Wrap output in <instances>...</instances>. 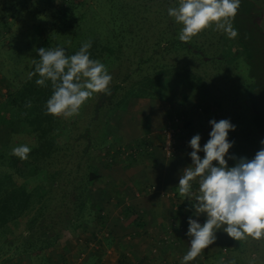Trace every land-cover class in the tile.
<instances>
[{"label": "rangeland", "instance_id": "1", "mask_svg": "<svg viewBox=\"0 0 264 264\" xmlns=\"http://www.w3.org/2000/svg\"><path fill=\"white\" fill-rule=\"evenodd\" d=\"M6 1L8 0H0V9L3 4L6 5ZM79 1H82L83 7L77 10L78 14L87 13L85 16L90 19L91 11L96 10L103 19L107 18L103 0H76ZM251 2L254 4L255 21L264 30V0ZM148 7L151 13H162L163 7H157V4ZM137 10L142 16L147 15L142 7ZM219 35L220 43L215 51L222 55V60L215 59L211 54L217 61L211 64L210 53L207 54L206 60L187 57V64L192 73L202 75L209 87L211 81L221 87L217 92L212 90L219 103L217 108L212 99L200 100L193 91L180 86H168L170 84L163 79L164 86H168L167 91L166 86L161 88L163 94L152 89L150 95L154 96L153 98H129L121 105L124 109H116L114 103L123 99L128 87L134 82L123 78L130 68L135 67L137 53L142 60L150 54H142V45L136 43L135 48L124 52L125 55L119 62L107 68L112 76L109 87L111 89L118 84L117 93L109 99L105 98L103 93L94 94L89 98L78 117H74L75 123L67 132V138L64 139V135V140L61 139L51 158L41 165L43 171L40 172L41 179L37 191L45 201L43 200V205L34 207V212H38H32L30 217L34 216L36 220L31 230L29 227L27 230L30 231L29 234L37 236H41L45 231V239H54L53 245L47 248L44 257H41L46 260L44 264H135L137 259L143 258V264H181L183 256L190 248V238L187 236L188 219L191 217L203 225L207 219L206 214L196 217L194 209L190 207V201L186 199L187 219L177 218L176 206L181 204L184 197L177 198L175 192L178 190H163L153 181L142 184L145 187L142 191L145 197H142V192L133 189L129 183L128 179L132 176L129 165L154 160L155 151L161 150V147L136 146L144 141L150 145L158 144L160 141L153 138L162 135L165 123L171 117L180 118L181 113L186 112V107L190 115L187 118L193 117L201 125V129L196 127L201 131V148L210 139V120L218 122L228 119L236 126L235 130L228 134V140L234 142L225 157L229 167L235 166L240 156L253 159L260 150V141L264 138L254 125L251 106L238 88L239 84L232 82H235V78L226 79L229 74L237 75L236 67H239L238 64L242 61V50L236 44L235 38H229L223 30L219 31ZM181 62L183 63L184 59H181ZM217 64H223L226 68L219 66L223 68L220 69L223 72L227 70L225 76L221 73L215 76L216 68H213ZM144 66L143 64V73ZM2 74L1 72L0 80ZM1 85L0 82V101H3L6 91ZM136 117L138 119L134 121ZM129 120L133 126L129 131H124V122ZM179 126V132L182 134L176 135L175 138V156L166 158L162 150L159 151L165 160L186 162L189 167L192 165V149L189 145L191 138L187 140V135H193L194 131L188 133L181 122ZM147 132L151 135H147ZM128 133L135 139L125 137ZM150 137L153 140H148ZM2 139L4 138H0V147L4 145ZM134 149H137L136 156L133 160H127L124 152ZM198 155L203 159L205 153L200 151ZM229 156H235L237 159H229ZM213 164L217 165L218 162L214 161ZM144 171L141 170L136 175L142 176ZM91 174H96L98 178L90 180ZM198 186V181L193 182L194 192ZM138 201H141V204H137ZM149 205L155 209L153 217L152 214H145V210H148L146 206ZM128 206L137 207L146 223L141 231L137 225L127 226L128 218L123 215V209ZM150 240L151 243H148ZM13 253L9 254L11 263L31 264L23 257L18 260ZM188 264H264V238L234 240L221 228L216 231L215 242Z\"/></svg>", "mask_w": 264, "mask_h": 264}, {"label": "trees", "instance_id": "2", "mask_svg": "<svg viewBox=\"0 0 264 264\" xmlns=\"http://www.w3.org/2000/svg\"><path fill=\"white\" fill-rule=\"evenodd\" d=\"M103 2L106 19L96 10L91 11L90 19L85 16L87 13L78 14L77 10L83 7V3L76 0H8L0 9V74L3 73L0 82L6 91L5 99L0 101V138H4V145L0 147V264L11 263L9 254L13 252L18 260L23 257L33 264L32 261L44 257V251L53 245V238H44L45 231L41 236L29 234L36 220L30 214L37 213L34 207L43 205L45 201L37 191L40 172L43 171L41 165L51 158L61 139L67 138V132L75 123L74 117H78L46 114V102L53 91L51 82H46L47 86H38L35 83L38 74L28 79V73L35 71L33 59L39 61L38 49L62 47L66 56H71L79 51L84 42L91 41L90 59L99 60L107 69L119 62L124 52L135 48L136 43L141 44L142 54L149 52L150 55L142 60L137 53L135 67L130 68L123 78L134 82L123 99L114 103V108L124 109L121 105L129 98H153L150 91L162 92L163 79L170 84L168 86L191 90L200 100L212 99L216 108L219 106L212 90L217 92L221 87L214 81L209 87L205 78L192 73L187 64L188 56L206 60L209 53L222 60V55L215 51L221 38L215 24L188 42H183L179 39L183 25L168 15V9L178 6L179 0ZM156 4L163 7L162 13L150 12L148 5ZM139 7L147 15L142 16L137 10ZM253 7L251 0H241L232 20L233 28L238 32L235 42L242 50V61L236 67L237 75L229 74L226 79L235 78L232 82L239 84L238 88L253 111L254 125L264 138V30L255 21ZM214 58L211 55V64L217 62ZM181 59H184L183 63ZM220 65L223 66L217 64L213 68H216L215 76L228 73L227 70H220L225 68ZM117 89L118 84L111 88V95H104L105 98L113 97ZM187 112L181 113L184 128L191 125ZM144 142L136 147H150ZM20 145L31 149L26 160L11 155L12 149ZM125 158L133 160L134 155L129 151ZM97 178L96 174L89 176L93 181ZM175 195L181 197L179 191ZM185 202L184 197L176 206L177 218L187 219ZM123 215L128 218L127 226H141L143 223L139 210L134 207H125ZM36 264L44 263L40 260Z\"/></svg>", "mask_w": 264, "mask_h": 264}, {"label": "clouds", "instance_id": "3", "mask_svg": "<svg viewBox=\"0 0 264 264\" xmlns=\"http://www.w3.org/2000/svg\"><path fill=\"white\" fill-rule=\"evenodd\" d=\"M240 3L241 0H179L178 6L168 9V15L183 25L179 35L183 42L213 24L229 38H235L238 32L232 20ZM91 46L92 42L86 41L71 56H66L62 47L37 50L39 61L33 59L35 71L28 73V79L38 74L35 81L38 86L51 82L53 91L46 102V114L70 118L78 115L94 94L111 95L112 76L103 63L90 59ZM209 123L210 139L203 148L199 134L191 138L192 165L183 170L178 184L179 194L190 201L194 215L207 216L203 225L189 217L190 248L181 264L195 260L212 245L216 231L221 228L234 240L264 238V140L260 141L262 147L253 159L239 158L235 166L229 167L225 157L234 142L228 140V134L236 126L228 119ZM30 151L27 145H20L12 149L11 155L26 160ZM200 151L205 153L203 159L198 155ZM229 159L237 158L229 156ZM214 161L218 164L214 165ZM197 181L199 186L194 192L193 182Z\"/></svg>", "mask_w": 264, "mask_h": 264}, {"label": "crops", "instance_id": "4", "mask_svg": "<svg viewBox=\"0 0 264 264\" xmlns=\"http://www.w3.org/2000/svg\"><path fill=\"white\" fill-rule=\"evenodd\" d=\"M185 110H187V107L185 108ZM167 111H169V110H167ZM162 112H165V111H162ZM189 116L190 115L188 113V117ZM137 119L138 118L136 117L134 119V121L135 120L137 121ZM187 120H189V122L191 124L190 125V128H186L187 132L189 133V132H193L194 131L193 135H187V138H188L187 140H189L190 138H192L196 134L201 135V131L198 130V129H196V127L199 128V129H201L200 123L198 124V121H196L195 118H193V117H190ZM131 126H133V124H132V122L130 120L124 122V125H123L124 131L125 130L126 131H129V128ZM147 133H148L147 135H151V134H149V132H147ZM181 134H182V132H179L177 135L179 136ZM184 135H185V133H184ZM125 137L131 138V139H135L134 136L131 137V134L130 133L125 134ZM143 138H144V136H143ZM156 138H158V139H156ZM150 139L151 140L155 139L156 141H160L156 145L155 144L154 145H150L149 144L150 147H161L160 144H162V140H163L162 135H159V136L157 135L153 139H152V137H150L148 140H150ZM143 140H145V138ZM159 150L160 149H158L157 151H155V155L156 156H154V160L153 161H151V162L135 163L134 166H132L133 164H130L129 165L130 166L129 170H132L130 175H132V176H130L128 180L130 181L129 183H130L131 187H133V189H139L138 192H142L145 189V187L142 186V184H148V183H150L152 181L154 183L156 182L157 185H160L163 188V190H166V191H173L174 192L176 190V188L178 187L179 179H180V177L182 175V172H183V170L185 168L188 167V165L186 164V162L185 163L174 162L173 159L165 160L163 154L160 152L161 150L160 151ZM155 157H156V159H155ZM141 170H145L144 171V174L142 176L136 175ZM123 177H125V176L123 175ZM122 181H123V179L121 180V182ZM143 193L144 192L141 193V196L142 197H145V194H143ZM137 204H141V201H138ZM143 207H145V206H143ZM146 208L148 209L147 211L145 210V212H146L145 214L147 216H150L152 213H154V210H155L154 207H152V206L149 205L148 207L146 206ZM137 210H138V208H137ZM144 217H145V215H144ZM152 217H153V214H152ZM141 224H142L141 226H138L137 225V227H140V231L145 226L146 223L143 221V223H141ZM145 235H147V234H145ZM143 241L140 240V242H143ZM151 241L152 240L148 241V243H151ZM143 259H137L135 261V264H143V262H142ZM40 260H42V263L45 262L44 259H39V261ZM34 262H38V260L37 261H34Z\"/></svg>", "mask_w": 264, "mask_h": 264}, {"label": "built area", "instance_id": "5", "mask_svg": "<svg viewBox=\"0 0 264 264\" xmlns=\"http://www.w3.org/2000/svg\"><path fill=\"white\" fill-rule=\"evenodd\" d=\"M182 119L183 117L180 118L176 116L171 117V119L165 124V126L162 129L161 134L163 137V143L161 146V150L166 158L172 157L176 152L174 150L175 138L176 135L179 133L178 127H180L179 124ZM135 150L137 149L130 151L134 156H136L137 154ZM128 153L129 151H125L124 155H128ZM79 261H81V259Z\"/></svg>", "mask_w": 264, "mask_h": 264}]
</instances>
